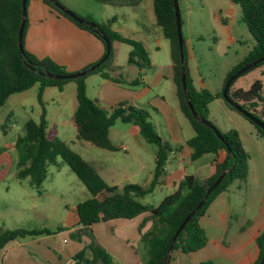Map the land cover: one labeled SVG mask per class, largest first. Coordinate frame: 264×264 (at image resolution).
<instances>
[{"label": "crops", "instance_id": "obj_1", "mask_svg": "<svg viewBox=\"0 0 264 264\" xmlns=\"http://www.w3.org/2000/svg\"><path fill=\"white\" fill-rule=\"evenodd\" d=\"M58 1L76 14L90 16L97 23L113 18L111 28L114 31L144 44L151 61L148 70L140 71L134 64L128 63V54L131 50L129 44L113 41L111 44L113 59L110 69L106 71L112 77L121 78L124 83L103 78L98 73L87 75L84 81L86 95L106 109L119 104L145 109L158 135L173 148L168 154L164 171L155 188L164 186L166 190L170 188L169 193H172L188 174L200 180L212 175L216 162H222L228 157L227 151L219 150L216 153L204 154L196 160L190 158L192 150L186 142L195 133L179 107L173 81L170 42L156 23L153 0H141L135 6H116L98 0ZM214 6L218 15L225 8L229 11L230 1L216 0ZM23 46L38 58L49 57L64 65L68 72L82 70L97 62L105 52L102 41L53 11L43 0H27ZM186 51L188 52L186 66L193 87L197 90L209 89L198 75L196 62L188 47ZM135 79L138 83L131 85L129 82ZM69 82L61 89L49 86L43 90L42 101L46 110L47 125H54L57 136L93 167L107 184L119 187L128 183L147 184L154 171L156 146L143 138L137 125L120 120L122 124H117L118 120H115L108 133L110 142L118 147L117 150L100 148L78 139L76 129L70 120L76 108V83L73 81L72 84H68ZM216 88L215 91L219 87ZM28 91H32L35 98L39 120L41 106L37 101L38 84L13 93L7 98L6 101L10 103L8 115L13 114L15 106L20 105ZM214 101H220L232 122L241 123L221 100ZM63 102L70 107V114L62 115L60 124L50 125L47 120V107L51 103L60 108ZM11 144L14 147V142ZM2 163H6L5 158L0 160L1 165ZM59 166L60 163L55 167ZM139 178H142V183ZM230 190L231 188L218 194L199 218V224L205 230L208 239L206 245L188 254L176 250V253H171L168 264H199L205 260H212L215 264H252L257 259L256 239L264 230V191L256 211H251L247 216L234 210ZM77 204L67 208L65 219L55 227L49 228L45 225L38 227L51 230L50 234L26 235L7 243L0 249V264H76L73 256L88 243V237L85 235H80L79 239L72 237L76 241L73 247L56 242L54 238L64 231L69 232L71 236L77 234L80 228L77 223ZM148 218V214H141L132 219L100 221L93 224L90 230L95 241L111 255L112 249L98 237L95 228L104 223L109 224L115 228L113 230L123 234V240L138 244L139 241L142 243L141 234L151 227L152 221H148ZM65 241L63 239V243H66ZM84 254L87 258L91 257L88 249H85ZM139 260V256L136 255L135 264H140Z\"/></svg>", "mask_w": 264, "mask_h": 264}, {"label": "trees", "instance_id": "obj_2", "mask_svg": "<svg viewBox=\"0 0 264 264\" xmlns=\"http://www.w3.org/2000/svg\"><path fill=\"white\" fill-rule=\"evenodd\" d=\"M98 1L116 6H135L141 0ZM231 1L239 5L241 19L255 40V45L240 62L226 73L220 88L212 92L206 88L197 90L193 87L186 66V49L183 43L187 89V94H185L181 84L173 0H153L156 23L161 27L163 35L170 42L173 81L176 86L179 107L195 133L186 142L192 150L191 160H196L204 154L226 150V144L231 148V154L222 162H216L214 173L208 178L200 180L194 175L188 174L172 193L165 195L157 205H152L143 203L140 199L151 194L154 190L159 177L164 171L168 154L173 148L158 135L145 109L124 104L106 109L86 95L84 81L87 75L98 73L103 78L111 79L117 83H124L121 78L112 77L106 71L110 69L113 59L111 45L113 41L129 44L131 50L128 54V63L134 64L140 71L148 70L151 67V61L144 44L139 40L125 37L114 31L111 28V24L114 21L113 18L103 23H97L90 16L77 14L85 21H92L97 24V28H91L88 24L79 23L57 9L50 0H43L53 11L68 18L79 28L96 36L102 41L105 48V42L100 37V33H103L109 39L111 45L109 55L104 62L86 75L74 79L61 80L46 78L29 69L28 65L33 66L36 70H45L56 74L69 72L64 65L55 62L49 57L38 58L28 52L24 46V56L21 54L17 46V31L21 18V0H0V107L4 105L11 94L24 91L34 84H38L37 101L41 106L39 120H26L23 124V134L18 135L15 139L14 149L17 154L15 177L17 180L27 179L29 186L38 189L47 176L48 167L58 166V158H60L85 186L90 197L76 205L77 223L80 228L77 234H72V237L79 239L80 235H85L89 241L73 256L76 264H112L111 255L95 241L91 233L90 227L93 224L112 219H132L144 213L149 214V218L152 221L151 227L141 234V241L148 254L145 264H163L170 240L181 221L203 197L206 189L216 177L223 170L234 165L233 169L209 193L201 208L190 218L173 243L172 252L179 250L188 254L198 251L206 245L208 240L205 230L199 224V218L218 194L228 190L234 181L242 182L246 178L249 155L243 147L238 131L236 129L222 131L217 127L222 136V139L218 138L209 126L193 117L187 103V99H190L194 111L200 117L209 120L210 103L216 99L221 100L227 109L235 111L252 124L257 136L264 143V130L233 108L222 96L223 85L230 75L246 64L264 57V0ZM25 30L26 22L22 43ZM263 63L264 61L255 65V67ZM68 81L76 83V108L70 120L76 129L78 139L88 141L100 148L117 150L118 147L110 142L108 133L115 120H120L124 123L137 125L143 138L148 143L156 146L154 171L147 184L128 183L121 187L107 184L93 167L57 136L54 125H47L46 110L42 101L43 90L49 86L61 89ZM234 81L228 88V97L264 123V82L260 79H255L246 88H234ZM129 83L135 85L138 80L135 79ZM6 127V124L2 125L3 132H6ZM99 194H104L103 198H98ZM51 232L47 228L1 230L0 249L18 237L50 234ZM256 243L258 257L252 264H258L264 254V230L257 236ZM85 249L91 252L90 258L85 257ZM199 264L215 263L212 260H205Z\"/></svg>", "mask_w": 264, "mask_h": 264}, {"label": "rangeland", "instance_id": "obj_3", "mask_svg": "<svg viewBox=\"0 0 264 264\" xmlns=\"http://www.w3.org/2000/svg\"><path fill=\"white\" fill-rule=\"evenodd\" d=\"M215 1L179 0L178 2L185 49L188 47L190 54L193 55L196 69L199 71L198 75L204 85H208L207 87L213 91L217 89L216 87L220 88L226 73L255 45V40L241 19L239 5L229 0V11L225 8L217 15ZM255 79L264 82V63L238 76L233 87L246 88ZM26 94L20 105L15 106L13 116L8 115L10 107L8 101L0 107V160L6 159V163L0 164V231L38 228L43 225L53 228L65 219L67 208L90 197L85 186L60 158H58L60 166L48 167L46 179L38 189L29 186L27 179H16L17 154L11 143L15 142L18 135L23 134L25 120H38L33 93L28 91ZM219 102L210 103L209 120L222 131L236 129L249 155L246 178L242 182L234 181L230 187L234 210L249 216L251 211H256L264 191V143L257 136L252 124L235 111L228 109L239 118L241 123L232 122ZM47 110V120L50 125L60 124L62 115L70 114V107L66 102H63L60 108L50 103ZM3 124L7 126L6 132H3ZM117 124L122 123L118 120ZM139 179L142 183V178ZM170 191V188L166 190L164 186H157L142 201L157 205ZM103 196L104 194H99L97 197L103 198ZM148 221L151 222L150 218ZM143 225L144 223L141 227ZM113 229L115 228L106 223L95 228L98 237L112 249V264H135L136 255L139 256L140 264H145L148 254L143 244L140 241L138 244L125 241L123 234ZM54 239L67 247H73L76 243L67 231ZM63 239L66 243H63Z\"/></svg>", "mask_w": 264, "mask_h": 264}, {"label": "water", "instance_id": "obj_4", "mask_svg": "<svg viewBox=\"0 0 264 264\" xmlns=\"http://www.w3.org/2000/svg\"><path fill=\"white\" fill-rule=\"evenodd\" d=\"M50 2L60 11L64 12L65 14H67L68 16H70L72 19H74L75 21L79 22V23H86L88 24L91 28H97V24L92 22V21H85L83 18H81L80 16H78L76 13H74L73 11H71L70 9H68L67 7H65L64 5H62L58 0H50ZM26 3L27 0H21V18H20V22H19V26H18V31H17V46L19 51L21 52V54L24 56L23 53V43H22V38H23V31H24V27H25V22H26ZM173 5H174V11H175V23H176V33H177V41H178V47H179V61H180V74H181V84H182V88L185 94H187V89H186V72H185V60L183 57V39H182V33H181V25H180V13H179V7H178V0H173ZM100 37L103 39V41L105 42V53L103 54V56L93 65L76 71V72H69L66 74H56V73H51L45 70H36L33 66L28 65V68L35 71L37 74L44 76L46 78H51V79H74V78H78V77H82L84 75H86L87 73L93 71L96 67H98L102 62H104V60L108 57L109 55V51H110V41L109 39L103 34L100 33ZM264 61V57H261L257 60L252 61L249 64H246L245 66L241 67L239 70H237L234 74L230 75L222 88V96L223 98L226 100V102H228L233 108H235L238 112H240L242 115H244L245 117H247L251 122H253L255 125L259 126L261 129L264 130V123L261 122L259 119L255 118L254 116H252L247 110L243 109L238 103L232 101L228 95H227V91L228 88L230 86V84L241 74H243L245 71H247L248 69L254 67L255 65H257L258 63ZM187 103L188 106L193 114V117L198 120L199 122L209 126L213 132L215 133V135L222 139V136L218 130V128L209 120L204 119L202 117H200L193 109L192 107V103L190 101V99H187ZM226 151H227V156H229L231 154V148L226 144ZM234 165H232L230 168L223 170L217 177L216 179L212 182V184L210 186H208V188L206 189L203 197L197 202V204L193 207V209L184 217V219L181 221V223L179 224V226L177 227V229L175 230L168 249L166 251V255H165V259H164V263L163 264H167L170 260V256H171V252H172V248H173V243L176 239V237L178 236V234L180 233V231L183 229V227L186 225V223L190 220V218L192 216L195 215V213L201 208V206L203 205L204 201L206 200L207 196L209 195V193L214 190L216 188V186L220 183V181L223 179V177L228 174L232 169H233ZM258 264H264V254L262 255L261 259L259 260Z\"/></svg>", "mask_w": 264, "mask_h": 264}]
</instances>
